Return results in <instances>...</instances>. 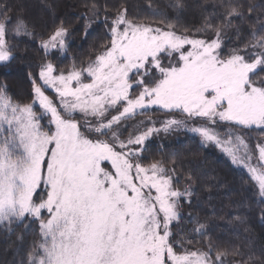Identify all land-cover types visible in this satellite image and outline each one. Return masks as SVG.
Here are the masks:
<instances>
[{
  "label": "snow or ice",
  "instance_id": "1",
  "mask_svg": "<svg viewBox=\"0 0 264 264\" xmlns=\"http://www.w3.org/2000/svg\"><path fill=\"white\" fill-rule=\"evenodd\" d=\"M6 11L0 64L15 59ZM109 31L86 67L65 72L48 62L29 73L30 103L0 90V225L39 224L22 264H222L211 244L193 250L176 240L180 201L190 193L173 186L161 161L145 165L143 153L153 134L182 128L243 166L264 197V143L253 151L243 137L222 141L215 131L219 122L264 128V36L253 33V43L225 55L219 29L215 39L190 38L172 24L134 23L126 10ZM12 32L31 35L22 19ZM67 36L61 25L41 47L66 52ZM152 106L184 119L121 139V121ZM193 231L204 235L205 225Z\"/></svg>",
  "mask_w": 264,
  "mask_h": 264
},
{
  "label": "trees",
  "instance_id": "2",
  "mask_svg": "<svg viewBox=\"0 0 264 264\" xmlns=\"http://www.w3.org/2000/svg\"><path fill=\"white\" fill-rule=\"evenodd\" d=\"M175 2L0 0V10L6 9L11 21L8 41L15 55L11 63L0 64V90L6 89L15 102L30 103L29 73H38L46 61L65 72L73 65L86 67L109 43L110 25L122 10L134 23L166 30L172 24L177 34L192 38L215 39L219 29L225 55L253 43V33L264 36V0H180L182 10L171 6ZM232 7L242 15L227 16ZM18 19L27 23L31 35L13 38ZM61 25L68 30L67 51L45 54L40 44ZM149 115L162 122L176 114L154 111ZM225 129L218 127L222 134ZM237 132L253 151L256 144L264 143L262 129L238 128ZM146 144L143 163L161 161L171 170L173 186L190 193L180 203L182 219L174 223L176 240L193 250H207L211 244L213 255L224 254L222 264H264V197L249 174L236 168L218 147L204 145L189 134L161 131ZM198 224L205 225L204 235L193 231ZM38 233V223L30 228L0 225V264H22Z\"/></svg>",
  "mask_w": 264,
  "mask_h": 264
},
{
  "label": "rangeland",
  "instance_id": "3",
  "mask_svg": "<svg viewBox=\"0 0 264 264\" xmlns=\"http://www.w3.org/2000/svg\"><path fill=\"white\" fill-rule=\"evenodd\" d=\"M163 29V28H162ZM166 30V29H165ZM192 38V37H190ZM42 45V43L40 44ZM68 45V36L66 38V47ZM44 50V49H43ZM53 51H60L59 49H50L48 50V52L46 53L45 50H44V53L45 54H50L51 52ZM61 52H64V51H61ZM45 63H48V61H46ZM50 97H55V92L53 90H49L48 93H47ZM154 111H162V112H168L167 110L165 109H162L160 108L159 106H152L150 107L149 109L147 110H144L143 112H141L140 110H137V112L132 115L130 118H127V119H124L121 121L120 125L117 126L115 128V130L120 134V138L121 139H128L129 137H135L136 135H139L141 132L143 131H146L148 128L150 127H156V128H160L162 126V122H158L154 117L150 116L149 113H153ZM144 113H146V115L144 116H141V114L143 115ZM116 113L113 112L112 115H115ZM174 114H176L174 116V118L176 119H184V116L181 114V113H178V112H174ZM139 116V117H138ZM110 118V117H109ZM173 118V117H171ZM170 118V119H171ZM46 122V121H45ZM146 124V125H145ZM148 126V128L146 127ZM220 126L222 127H226V132L224 134L220 133L219 130H218V127L220 128ZM238 128H244V127H241V126H238V125H235L234 123L232 122H219L218 125L215 126V131L217 132L219 138L222 140V141H226L230 138H235L236 136H240L242 137V135L237 132ZM251 128H257V129H262L264 130V128H260V127H256V126H252ZM246 129H250V128H246ZM169 132H181V133H184V134H189V135H192L194 137H197L200 139L201 141V138L198 136V135H194L192 134L191 132H186L184 129H175V130H172V131H169ZM168 133V132H166ZM231 134V137L230 135ZM157 134H153L147 141L149 142L150 140L154 139L156 137ZM246 142V141H245ZM202 143V142H201ZM247 143V142H246ZM204 145H214L216 146L214 143H202ZM248 144V143H247ZM249 146V144H248ZM218 147V146H216ZM220 149V151L226 156L229 158V160L231 161V158L225 153L222 151V149L220 147H218ZM250 148V147H249ZM236 168L240 169V170H243L245 171L246 173L247 170L243 167V166H237V165H234ZM183 199H187V196H185ZM182 199V200H183ZM181 200V201H182ZM180 201V203H181ZM175 223V222H174Z\"/></svg>",
  "mask_w": 264,
  "mask_h": 264
}]
</instances>
